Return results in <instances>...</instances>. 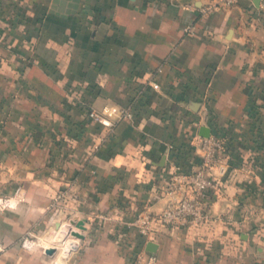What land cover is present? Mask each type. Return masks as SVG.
Segmentation results:
<instances>
[{
	"label": "crops",
	"instance_id": "crops-1",
	"mask_svg": "<svg viewBox=\"0 0 264 264\" xmlns=\"http://www.w3.org/2000/svg\"><path fill=\"white\" fill-rule=\"evenodd\" d=\"M206 1L0 0V194L26 196L0 210V264H51L19 238L49 225L62 189L77 200L55 218H86L65 264L264 262V0L200 15ZM103 105L134 118L101 125L87 111ZM202 126L227 162L208 220L145 239L133 220L169 204L172 165L196 167Z\"/></svg>",
	"mask_w": 264,
	"mask_h": 264
},
{
	"label": "built area",
	"instance_id": "built-area-1",
	"mask_svg": "<svg viewBox=\"0 0 264 264\" xmlns=\"http://www.w3.org/2000/svg\"><path fill=\"white\" fill-rule=\"evenodd\" d=\"M239 0H207L198 13H205L222 7H231ZM185 30L193 32V27L187 23ZM87 115L93 121L112 128L121 120L134 118V112L129 105H103L100 108L91 107ZM199 162L193 169H184L173 163L166 185L165 194L169 204L159 211L150 212L142 210L137 213L132 224L138 234L145 239L152 237L158 225H174L196 227L209 218L207 204L212 193L219 190L221 179L227 171L224 151L225 143L222 137L210 132L208 136H199ZM26 200L25 194L16 189L10 194H0V210L17 207ZM77 197L68 189L55 193L47 209L51 212L49 225L43 231L26 230L19 238L20 246L25 250L41 249L51 246L55 248L51 256V264H65L68 256L78 247L79 238L70 234L75 228L70 224L71 216L56 219L58 212H65ZM59 222L56 226L55 223ZM52 222V223H51ZM74 244V245H73ZM4 247L0 243V251ZM138 263L155 264L156 255L138 251L135 253Z\"/></svg>",
	"mask_w": 264,
	"mask_h": 264
},
{
	"label": "water",
	"instance_id": "water-1",
	"mask_svg": "<svg viewBox=\"0 0 264 264\" xmlns=\"http://www.w3.org/2000/svg\"><path fill=\"white\" fill-rule=\"evenodd\" d=\"M259 1L260 0H254V3L255 5H258L259 4ZM211 132V129L210 127H207V126H202L201 127V131H200V135L201 136H208ZM85 221H86V218L85 217H82V218H79V219H73L71 218L69 220L70 224L74 225L75 228H71L70 229V234L74 237H77V238H83V233L80 231V230H83L85 229ZM56 226L59 225V222L57 221L55 223ZM74 245V244H73ZM154 246V243L152 241H147V247L148 249H150V251L153 250V247ZM55 251V248L54 247H51V246H47L44 248V252L48 255H52L53 252Z\"/></svg>",
	"mask_w": 264,
	"mask_h": 264
},
{
	"label": "rangeland",
	"instance_id": "rangeland-1",
	"mask_svg": "<svg viewBox=\"0 0 264 264\" xmlns=\"http://www.w3.org/2000/svg\"><path fill=\"white\" fill-rule=\"evenodd\" d=\"M9 23H12V25L13 24H15V21H9ZM50 214H51V212H49V215H48V217L50 216ZM48 220V219H47ZM47 226H44V228H46ZM31 229V228H30ZM255 246V245H254ZM22 248V247H21ZM23 249V248H22ZM25 250V249H24ZM252 251H254L253 253L254 254H256L257 255V252L255 251V248L254 249H252ZM254 257H256V256H254ZM252 264H264V262L262 261V259H260V258H254V259H252Z\"/></svg>",
	"mask_w": 264,
	"mask_h": 264
},
{
	"label": "trees",
	"instance_id": "trees-1",
	"mask_svg": "<svg viewBox=\"0 0 264 264\" xmlns=\"http://www.w3.org/2000/svg\"><path fill=\"white\" fill-rule=\"evenodd\" d=\"M88 112V111H87ZM215 134H217V133H215ZM218 136H220L219 134H217ZM221 137V136H220ZM225 152V151H224ZM179 164V163H178ZM182 168H184L183 166H182ZM189 170V169H188Z\"/></svg>",
	"mask_w": 264,
	"mask_h": 264
}]
</instances>
